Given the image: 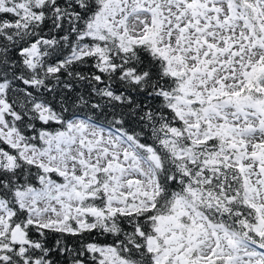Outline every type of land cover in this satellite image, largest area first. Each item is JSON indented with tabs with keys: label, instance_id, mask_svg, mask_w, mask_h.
I'll list each match as a JSON object with an SVG mask.
<instances>
[{
	"label": "snow or ice",
	"instance_id": "obj_1",
	"mask_svg": "<svg viewBox=\"0 0 264 264\" xmlns=\"http://www.w3.org/2000/svg\"><path fill=\"white\" fill-rule=\"evenodd\" d=\"M0 264H264V0H0Z\"/></svg>",
	"mask_w": 264,
	"mask_h": 264
}]
</instances>
